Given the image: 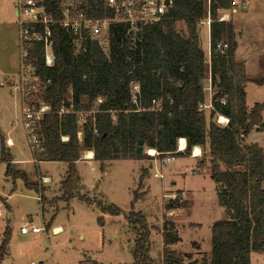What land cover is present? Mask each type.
Listing matches in <instances>:
<instances>
[{"label": "trees", "instance_id": "16d2710c", "mask_svg": "<svg viewBox=\"0 0 264 264\" xmlns=\"http://www.w3.org/2000/svg\"><path fill=\"white\" fill-rule=\"evenodd\" d=\"M89 1L101 8L104 0ZM170 1L160 21L142 28L140 41L133 48L128 45L122 26L112 28L109 57L89 39L74 54V36L57 24L52 27V66H45L41 43L28 48V60L43 86L41 102L50 109L38 125L42 141L38 162L67 164L61 198L69 200L73 196L75 162L84 150H92L93 160L100 163L103 171V165L109 161L141 160V155L135 154L138 140L158 152L160 160L169 154L188 157L192 148L209 143L210 178L215 184L218 205L227 218L218 220L210 228L211 256L208 260L203 257L200 264H250L252 253H264V153L257 144L243 145L242 139L254 127L264 132L260 118L264 102L255 103L247 111L244 84L248 81L243 63L235 61L237 42L233 24L218 18V11L230 10L233 0ZM62 2L49 0L47 15L61 19ZM206 17L211 20L210 86L218 93L211 103L214 109L209 115V124H206L205 112L198 106L204 102L203 81L207 79L208 69L197 27ZM177 22L183 23L185 35L175 29ZM218 43L225 44L226 48L217 50ZM253 82L264 85V79ZM132 84L138 86V93H133ZM85 97L89 102L98 98L102 101L79 124V114L89 110L88 104L82 103ZM223 97L226 98L224 105L220 103ZM152 101L159 105L153 106ZM60 108L68 112L60 115ZM216 114L228 117L230 124L218 126L214 123ZM179 138L187 142L183 153H175ZM0 146L7 165L5 174L9 175L11 156L6 152L1 132ZM146 174L147 170L143 169L140 182ZM16 175L25 179L22 172L16 171ZM77 197L92 203L86 195L77 193ZM181 201L177 197L166 209H179ZM98 205L104 214L121 213L113 204L103 206L99 202ZM127 216L137 232L132 248L133 262L127 264H156L149 257L150 234L145 217L132 211ZM161 234L164 238L162 264H185L183 260L188 255L167 248L180 242L174 223L165 222ZM9 235L6 227L0 244V261ZM80 264L100 263L91 260Z\"/></svg>", "mask_w": 264, "mask_h": 264}, {"label": "rangeland", "instance_id": "374dc122", "mask_svg": "<svg viewBox=\"0 0 264 264\" xmlns=\"http://www.w3.org/2000/svg\"><path fill=\"white\" fill-rule=\"evenodd\" d=\"M245 1L238 0L239 4ZM14 6L15 0H0V132L13 145L12 148L6 147L4 140L6 152L11 156L9 165L12 173L9 175L5 174L7 165L2 159L0 146V244L5 228L10 229L7 254L3 255L0 264H80L90 261V258L100 264L131 263L132 248L137 238L136 230L127 219L131 211L146 219L150 234L148 252L154 263L163 262L164 238L161 233L165 222L174 223L180 237V242L168 246V250L188 255L183 260L185 264L194 259L200 264L203 257L208 260L210 228L218 220H225L226 214L216 200L213 181L205 173L191 176L188 172L194 161L188 157L179 155L164 165L157 156L146 152L148 148L145 145L140 160L144 161L142 169L133 160L113 161L104 171L100 170L99 162L79 164L71 184L73 196L69 200L61 198L62 181L68 166L60 162L33 161L19 101L12 90L20 63ZM229 12L233 16L239 42L237 59L244 61L249 77L264 79V0H248L246 9L232 4ZM207 20L208 17L204 18L197 27L200 49L206 52V67L208 40L204 22ZM183 27L181 22H177L175 29L185 35ZM207 86L206 79L203 87L206 89ZM253 87L249 103L251 100L264 102V86ZM82 103L88 104L89 110L81 115L79 124L99 104L97 100L89 102L88 97L82 98ZM207 113L206 124H209L210 114ZM258 140L264 144V137ZM149 161L156 165L140 182L139 177L143 169L147 170L144 166ZM16 171L22 172L25 179L14 176ZM156 172L162 173L161 179L153 176ZM42 177L47 181L42 182ZM180 189L184 197L183 211L167 210L166 205L172 201V196L178 197ZM77 193L86 195L92 203L79 199ZM99 202L103 206L113 204L121 213L104 214ZM25 222L43 226L47 233L21 235L19 228ZM192 224L195 226L190 227ZM194 254L201 256L195 258ZM250 263L264 264V255L254 253Z\"/></svg>", "mask_w": 264, "mask_h": 264}, {"label": "built area", "instance_id": "2783aa9c", "mask_svg": "<svg viewBox=\"0 0 264 264\" xmlns=\"http://www.w3.org/2000/svg\"><path fill=\"white\" fill-rule=\"evenodd\" d=\"M166 0H104L101 8L93 5L89 0H63L61 4V19L56 20L49 14L46 9L49 0H15V17L18 24L19 37V55L20 63L18 67L17 77L14 84L15 91L19 97V105L21 110V118L23 128L25 129L27 144L33 154V161L38 163V157L42 152L41 138L38 134V125L42 117L50 111L49 107L41 102L43 86L39 77L34 71V66L28 60L27 50L34 43L43 45L45 55L44 62L46 67H50L54 63V55L52 51L53 36L52 27L59 25L64 32H70L74 39L72 41L73 53L78 54L83 47L85 39L97 43L99 49L107 57L110 56L111 30L114 27L122 26L124 35L128 45L133 48L134 44L140 41V32L143 27L152 25L160 21L166 13L169 6L165 5ZM233 5L245 7V4H239L238 0H233ZM210 18L204 22L206 26L210 25ZM226 45L218 43L217 50L225 49ZM84 51V49H83ZM210 61L208 62L207 82L209 97L204 98V102L198 104L199 110L208 112L213 111L212 97L215 91L210 86ZM133 93L139 92L138 86L132 84ZM101 99H97L100 104ZM226 98L220 99V103L224 105ZM152 105L157 107L159 103L152 101ZM60 108L59 114L66 113ZM83 113H80L81 116ZM214 123L220 127H227L229 118L221 114H216ZM180 139V138H179ZM179 140H177V149L175 153H179ZM194 155V150L191 153ZM153 157L159 156L154 150ZM173 155H165L161 158L162 164H169ZM156 178H162V173H154ZM47 178L42 177V182ZM172 196L171 200H176ZM177 210V209H175ZM55 231V230H54ZM52 231V234H54ZM19 232L21 235H39L47 233L45 227L32 225L31 223H23Z\"/></svg>", "mask_w": 264, "mask_h": 264}, {"label": "crops", "instance_id": "0c3cea01", "mask_svg": "<svg viewBox=\"0 0 264 264\" xmlns=\"http://www.w3.org/2000/svg\"><path fill=\"white\" fill-rule=\"evenodd\" d=\"M247 1L248 0H246L245 1V7L243 8V9H246V7H247ZM231 12V11H230ZM229 12V10H220V11H218V13H219V16H220V18H219V20L220 21H224V22H232V24H233V16H232V14ZM232 12H234V9H233V11ZM13 13H14V16H15V10L13 9ZM230 13V14H229ZM221 18H224V20H222ZM183 24V23H182ZM184 26V25H183ZM206 27V26H205ZM184 29H185V27H183ZM233 30H234V32H235V29H234V25H233ZM179 32V31H178ZM206 33H207V40H208V49H207V58H208V62L210 61V51H209V43H210V33H209V26H207L206 27ZM236 33V42H237V47H236V52H235V61L237 62V63H243V65H244V68H245V63H244V61H239L238 59H237V54H238V49H239V42L237 41V32H235ZM184 35V34H183ZM203 51V50H202ZM204 53L206 54V52L204 51ZM18 67H19V64H18ZM245 71H246V78H247V81L248 82H246L245 84H244V86H245V104H246V108H247V111L249 112L250 111V109L255 105V103H258V102H255V100H251L250 101V103H249V94H250V90H252L253 88H255V87H253V86H259V87H263L264 85H257V84H255L253 81L254 80H257V78H254V77H249V75H248V73H247V70H246V68H245ZM17 74V73H16ZM13 77H15V76H13ZM17 77V76H16ZM16 77H15V79H14V83H13V85H12V90H13V92H15V96H16V98L18 99V101H19V97H18V94H17V92L15 91V87H14V84H15V81H16ZM206 91H208V89L206 90ZM206 91L204 92L205 93V98H207V100H208V97H209V95H207L206 94ZM262 103V102H261ZM207 114H209V113H207ZM205 115H206V112H205ZM261 122L262 123H264V110L262 111V113H261ZM256 128H258V127H254L252 130H251V132L246 136V137H244L243 139H242V144L243 145H246V146H250L251 144H257L258 146H260L261 148H262V150H263V153H264V144L260 141V140H258L259 139V137H264V132H262V131H260V129L257 131L256 130ZM3 136V135H2ZM3 138H4V140H6L5 142H6V147H8V148H12L13 147V145H12V141L9 139V138H6V137H4L3 136ZM181 139H183V141L185 142V148H186V146H187V142L185 141V139L184 138H180L179 139V152L180 153H183L184 151H185V148L182 150L181 149V142H180V140ZM153 150V149H152ZM193 150H196V153H199L197 156H194V155H192L191 153H192V151ZM153 152H154V150H153ZM191 153H190V156H188V159L189 160H194L193 161V163H192V165H191V169H190V171H188L190 174H191V176H196V175H198L199 173H201V174H206L207 175V177L208 178H210V174H211V159H210V156H209V143H206V145L204 146V147H200V146H196V147H194V148H192V150H191ZM204 155V156H203ZM151 156V155H150ZM182 157H187V156H183L182 155ZM125 160H130V159H124V160H121V161H125ZM133 161H135V162H138L139 164H140V169H142L143 168V164H144V161H140V160H133ZM90 162H94V160H93V152H92V150H84L83 152H82V154H80V157H79V159L75 162L76 164H75V167H76V171L78 172V166H79V164H88V163H90ZM96 162V161H95ZM111 162H113V161H109V162H106V164L105 165H103V171L105 170V168H106V166L108 165V164H110ZM171 162H172V160H171ZM170 162V163H171ZM169 163V164H170ZM154 165H156L155 164V162H148V163H146L145 164V166H144V168H147V174H148V172H149V170H151V169H153V167H154ZM100 170L102 171V169H101V165H100ZM146 174V175H147ZM211 179V178H210ZM212 180V179H211ZM38 187H40L39 185H38ZM263 187H264V184H263ZM214 193H215V184H214ZM198 193H199V191H198ZM200 194V193H199ZM177 195H178V197H181L182 198V201H181V206H180V208L178 209L179 211L181 210V212L183 211L182 209H183V202H184V197H182V195H183V190H179V191H177ZM215 196H216V194H215ZM42 200V199H41ZM216 200H217V196H216ZM42 202H43V200H42ZM223 209V208H222ZM223 212H224V210H223ZM224 214H225V212H224ZM226 218H227V215H226ZM191 224V223H190ZM192 225H194V224H192ZM56 228V227H55ZM55 228H53V230H55ZM10 230V229H9ZM180 238V237H179ZM195 243V242H194ZM193 243V244H194ZM7 249H8V246H7V248H6V251H5V253H4V256L7 254ZM211 251V250H210ZM254 253H256V252H254ZM254 253H252L251 255H250V261H251V257H253L254 256ZM182 254V253H181ZM180 254V255H181ZM209 254V257L208 258H210V256H211V252L210 253H208ZM257 254L258 255H264V253H259V252H257ZM194 256H195V258H199L200 256H201V254H199L198 256H196L195 254H194ZM92 259L90 258V261H91ZM193 261H197V260H191V262H193ZM251 264V263H250Z\"/></svg>", "mask_w": 264, "mask_h": 264}, {"label": "water", "instance_id": "95a60500", "mask_svg": "<svg viewBox=\"0 0 264 264\" xmlns=\"http://www.w3.org/2000/svg\"><path fill=\"white\" fill-rule=\"evenodd\" d=\"M169 4H170V1L169 0H166L165 1V5L166 6H169ZM217 97H218V93H214V95H213V97H212V101H214L215 99H217ZM256 130L258 131L259 129L258 128H256ZM144 148H145V144L143 143V140H138L137 141V146H136V148H135V154L136 155H143V153L145 152L144 151Z\"/></svg>", "mask_w": 264, "mask_h": 264}, {"label": "bare ground", "instance_id": "6f19581e", "mask_svg": "<svg viewBox=\"0 0 264 264\" xmlns=\"http://www.w3.org/2000/svg\"><path fill=\"white\" fill-rule=\"evenodd\" d=\"M222 20H224V18H221ZM181 142V149L183 150L185 148V142L183 141V139L180 140ZM146 152L149 154V155H153L154 152L152 149H147ZM199 153H196V150H194V156H197Z\"/></svg>", "mask_w": 264, "mask_h": 264}]
</instances>
